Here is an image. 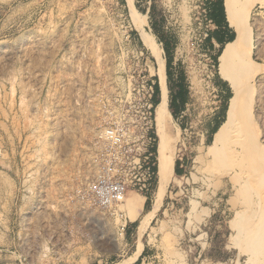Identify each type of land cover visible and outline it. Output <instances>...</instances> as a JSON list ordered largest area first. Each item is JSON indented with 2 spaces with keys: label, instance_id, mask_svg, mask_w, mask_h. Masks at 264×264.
I'll return each instance as SVG.
<instances>
[{
  "label": "rangeland",
  "instance_id": "1",
  "mask_svg": "<svg viewBox=\"0 0 264 264\" xmlns=\"http://www.w3.org/2000/svg\"><path fill=\"white\" fill-rule=\"evenodd\" d=\"M217 2L0 0V264H247L249 249L264 264V6L249 18L252 75L237 116L246 111L248 126L231 128L238 137L214 156L228 98L214 58L234 33L228 25L215 41ZM154 40L173 62L167 107L176 98L183 113L169 117L177 138L164 133V155L154 123V187L129 191L120 217L86 189L109 147L99 135L117 126L139 136L145 92L153 103L159 87Z\"/></svg>",
  "mask_w": 264,
  "mask_h": 264
},
{
  "label": "bare ground",
  "instance_id": "2",
  "mask_svg": "<svg viewBox=\"0 0 264 264\" xmlns=\"http://www.w3.org/2000/svg\"><path fill=\"white\" fill-rule=\"evenodd\" d=\"M255 3H259L260 6H264L262 0H223L226 22L232 28L235 36L233 40L223 48L222 52L218 56L217 73L221 79L229 85L232 96L228 102L225 120L220 124L214 133L213 148L211 151V154L214 156L223 151L227 140L231 139L234 141L238 137H229L228 132L231 128L234 127L240 131L248 126V113H246V111H243V121H238L237 116L240 114V111L243 110L246 100H248L249 90L247 84L249 82L250 76L252 75L247 62L250 60V56L255 48L251 41V24L249 22L251 6ZM141 33L144 36L147 35L143 30H141ZM147 45L149 48H151L150 51L156 64V75L159 80L161 102L156 107L154 123L155 133L158 137V151L160 154L164 155L165 132L163 120L165 114L168 112L167 94L165 88V58L163 57V49L161 48L160 44L156 42V40H154V42L151 44L150 42H147ZM251 88L253 89L256 98L258 95V90L252 82ZM256 100H258V97ZM258 227L260 231L262 230L264 233V226L261 227L259 225ZM236 233L238 236L241 233V229L238 228ZM258 257L259 255L257 253L249 249L247 254V264L256 263Z\"/></svg>",
  "mask_w": 264,
  "mask_h": 264
},
{
  "label": "built area",
  "instance_id": "3",
  "mask_svg": "<svg viewBox=\"0 0 264 264\" xmlns=\"http://www.w3.org/2000/svg\"><path fill=\"white\" fill-rule=\"evenodd\" d=\"M147 99L142 104L138 117L139 136L127 140L121 127L106 128L99 135L108 145L98 175L89 186L86 194L93 204L101 208L116 209L123 217L120 209L129 191L142 196L151 193L156 180V155L153 151L155 139L154 105L151 101L153 90L148 88ZM122 225L120 231H124Z\"/></svg>",
  "mask_w": 264,
  "mask_h": 264
},
{
  "label": "trees",
  "instance_id": "4",
  "mask_svg": "<svg viewBox=\"0 0 264 264\" xmlns=\"http://www.w3.org/2000/svg\"><path fill=\"white\" fill-rule=\"evenodd\" d=\"M213 7H214L213 14L211 16L213 17V20H214L215 24L218 25L219 23L223 22L225 24V27L228 30H230V28L228 27V24L226 22V18H225L224 7H223V0H218V2L215 3ZM230 37H231V40H233L234 33L231 32V36ZM207 41L209 42V47L210 48H213L214 45L211 42V39H209ZM215 41L217 43H219V44H223L222 38H220L219 36H216ZM158 42L162 43L160 40H158ZM163 49H164V52H165V60H166V76L168 78L169 77V73H168L169 72V62H170L169 59H168V57H169V49L166 48L165 46H163ZM221 51H222V48H221V50L218 51L217 56L214 58V63H215L216 69H217V58H218L219 54L221 53ZM216 75H217V72H216ZM217 79H220V77L218 75H217ZM225 87H226V89L228 91V98H227V102L225 103L223 121L225 119V113H226V109H227V103H228V100H229V98L231 96L230 89H229V87H228V85L226 83H225ZM167 89H169L168 83H167ZM154 94H155V96L153 98V105H154V108H155V106L159 102V98H160V91H159V87H158V84L157 83L154 85ZM177 95L179 97L182 96V94L180 93V90H179V93ZM175 103H176V98L174 99L172 97L171 98V103L168 106V108H169V111H170L171 115L173 116V118L176 119L177 118L176 113H175L176 112V109L174 108L175 107ZM165 129H166V135H168L169 137L172 138L173 137V133L171 132V124H170V122L168 121L167 118H166V123H165ZM217 129H218V127L215 128V131ZM214 132H213V134H214ZM156 147H157V144H155V146L153 148V151H154L155 155H156ZM177 163L178 162H176V167H177ZM156 171H157V166L155 168V172Z\"/></svg>",
  "mask_w": 264,
  "mask_h": 264
},
{
  "label": "crops",
  "instance_id": "5",
  "mask_svg": "<svg viewBox=\"0 0 264 264\" xmlns=\"http://www.w3.org/2000/svg\"><path fill=\"white\" fill-rule=\"evenodd\" d=\"M217 28L219 30V37L220 38L226 37L227 29L225 27V24L223 22H221V23H219L217 25ZM171 65H173V62H169V70H170V66ZM165 70H166V64H165ZM166 80H167V76H166ZM218 82H219V85L217 86V88H219L220 89L219 91L221 92L222 91V89H221L222 88V85H225V82L223 80H221V79H218ZM166 86H167V81H166ZM159 100H160V98H159ZM169 113H170V111H169ZM175 113H176L177 118L176 119L174 118V119L175 120H178V118L181 117V114L183 113V110L182 109L181 110L179 109ZM169 115L165 116V118H164V130H165V134H166V129H165L166 118L168 119V121L170 122V124H171L170 118H173V116L171 115V113ZM171 132L173 133V137L172 138L169 137L168 135H166V136L171 141H174L177 138V131H176V128L173 129L172 125H171ZM182 168H183L182 164L177 163V167H176V163H175L174 164V170H173V177H176V178H180L181 179L183 177V175H184V171L182 170Z\"/></svg>",
  "mask_w": 264,
  "mask_h": 264
}]
</instances>
